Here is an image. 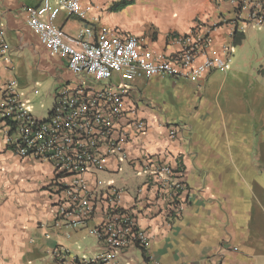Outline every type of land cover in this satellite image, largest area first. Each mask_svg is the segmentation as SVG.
<instances>
[{
    "label": "crops",
    "instance_id": "1",
    "mask_svg": "<svg viewBox=\"0 0 264 264\" xmlns=\"http://www.w3.org/2000/svg\"><path fill=\"white\" fill-rule=\"evenodd\" d=\"M82 1L98 17L95 36L103 29L135 36L142 49L165 57L178 50L171 42L174 35L217 16L212 0H124L130 5L117 13L108 8L121 0ZM41 2L0 0V28L10 59L9 66L0 59V84L14 78L24 105L33 70L53 78L52 105L58 89L75 81L65 60L50 57L27 27L25 9ZM227 4L218 2L219 13L230 18ZM55 24L71 36L82 26L63 12ZM230 27L211 34L212 54L222 56L227 46L232 54V47L248 41L256 28L247 25L230 37ZM230 62L199 81L120 75L110 80L112 87L125 88L124 104L138 110L145 127L128 129L124 160L111 159L86 181L100 194L118 191L122 206L151 236L147 248L128 246L119 252L120 264H264V48L245 67L249 71ZM15 68L23 75L18 77ZM171 128H177L176 137L168 135ZM162 164L171 166L172 178L182 180L189 192L180 215L155 179ZM51 178L47 164L20 160L5 147L0 125V264H48V253L56 247L78 258L105 251L90 234L102 221L100 207L86 227L54 228Z\"/></svg>",
    "mask_w": 264,
    "mask_h": 264
},
{
    "label": "built area",
    "instance_id": "2",
    "mask_svg": "<svg viewBox=\"0 0 264 264\" xmlns=\"http://www.w3.org/2000/svg\"><path fill=\"white\" fill-rule=\"evenodd\" d=\"M42 0L28 7L27 27L52 58L64 59L75 81L58 89L53 105L43 119L34 117L22 104L17 81L0 84V125L5 147L18 159L47 164L51 170L50 197L54 228L86 227L99 207L102 221L90 234L102 242L105 251L86 258L71 256L63 247L49 251L48 264H120L119 252L128 246L147 248L151 236L139 229L135 219L120 201L119 192L103 194L88 187L87 177L104 170L111 159L124 160L128 129L142 132L144 122L135 107L124 104L126 90L112 87L114 75L127 79L173 78L199 81L208 73L225 70L230 61V46L223 55L209 50L211 34L230 25L229 36L241 33L247 25L264 26V0H227L231 16L221 15L222 0H212L217 16L207 25H196L171 38L178 50L162 56L141 48L135 36H120L103 29L95 36L98 23L94 7L82 0ZM59 12L82 23L75 36L64 33L56 24ZM0 59L10 65L9 48L0 28ZM177 128L168 131L176 137ZM157 183L165 188L180 215L190 201L182 182L172 178L169 164L157 166ZM143 189H139L138 195ZM183 196L179 200L177 194Z\"/></svg>",
    "mask_w": 264,
    "mask_h": 264
},
{
    "label": "rangeland",
    "instance_id": "3",
    "mask_svg": "<svg viewBox=\"0 0 264 264\" xmlns=\"http://www.w3.org/2000/svg\"><path fill=\"white\" fill-rule=\"evenodd\" d=\"M108 2L106 1V4H102L101 7L105 8ZM263 48L264 26H258L254 29V33H252V35H249L248 41L244 42L240 46L232 47V54L230 52L231 66L237 67L238 70H244L246 66L248 67V63L250 60H255L259 56L260 50H262ZM245 71L249 70L245 68ZM15 72L18 77L21 74L23 75V71L21 69L18 70L17 68H15ZM31 76L33 82L31 83V86H28V88L26 89L27 91L31 90L30 100L29 103L25 104L24 106L34 117L43 119L47 116V113L52 106L53 94L51 87L52 85L54 86V80L52 77L41 74L40 72L35 70L32 71ZM259 76L263 75L259 74Z\"/></svg>",
    "mask_w": 264,
    "mask_h": 264
},
{
    "label": "trees",
    "instance_id": "4",
    "mask_svg": "<svg viewBox=\"0 0 264 264\" xmlns=\"http://www.w3.org/2000/svg\"><path fill=\"white\" fill-rule=\"evenodd\" d=\"M128 5H130V3L125 2L124 0H121L117 3H113L111 6H109L108 10L111 13H117L120 10H122L123 8L127 7ZM240 40H235L234 44L237 45V43H239Z\"/></svg>",
    "mask_w": 264,
    "mask_h": 264
}]
</instances>
